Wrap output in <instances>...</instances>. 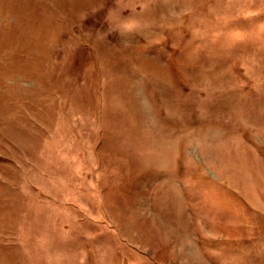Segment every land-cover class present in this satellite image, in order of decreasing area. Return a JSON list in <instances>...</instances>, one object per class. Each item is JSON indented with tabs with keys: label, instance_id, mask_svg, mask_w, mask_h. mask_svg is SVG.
Segmentation results:
<instances>
[{
	"label": "rangeland",
	"instance_id": "374dc122",
	"mask_svg": "<svg viewBox=\"0 0 264 264\" xmlns=\"http://www.w3.org/2000/svg\"><path fill=\"white\" fill-rule=\"evenodd\" d=\"M0 264H264V0H0Z\"/></svg>",
	"mask_w": 264,
	"mask_h": 264
}]
</instances>
